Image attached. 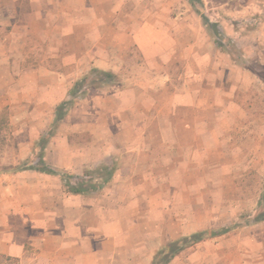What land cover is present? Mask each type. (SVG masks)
I'll return each instance as SVG.
<instances>
[{"label": "crops", "instance_id": "crops-1", "mask_svg": "<svg viewBox=\"0 0 264 264\" xmlns=\"http://www.w3.org/2000/svg\"><path fill=\"white\" fill-rule=\"evenodd\" d=\"M214 30L258 60L264 0H0V264H152L206 232L196 216L156 214L165 190L202 187L189 175H228L245 156L264 162V131L241 132L242 120L232 134L256 73ZM92 70L118 82L71 97ZM67 101L42 150L56 174L20 171L38 162ZM102 168L112 174L96 192L71 194L61 178L75 186ZM186 202L190 213L196 202ZM260 225L205 238L167 264H264Z\"/></svg>", "mask_w": 264, "mask_h": 264}, {"label": "rangeland", "instance_id": "rangeland-1", "mask_svg": "<svg viewBox=\"0 0 264 264\" xmlns=\"http://www.w3.org/2000/svg\"><path fill=\"white\" fill-rule=\"evenodd\" d=\"M121 1L131 2V0ZM214 33L215 42L219 40L225 42L227 52L238 64L241 63L240 65L250 68L256 73L255 77L244 82L245 87H249V89L245 94L247 101L244 102L243 119H237V126L232 134L239 137L237 130L241 128L242 125L239 122L242 120L244 125L241 132L242 130L247 134H251L252 131L262 132L264 131V55H261L256 61L242 59L244 54L239 55L237 48L227 42L223 32L214 30ZM83 89L85 90V88ZM241 161L240 165L231 168L228 175L219 171V166H212V170L205 174L198 172L190 174L189 176L195 177L198 186L201 184L202 187L187 191L182 189L165 190V195L168 194V191L171 195L170 197L166 196L164 202L162 200L165 206L156 211V214L158 216H196L198 219L196 221L199 224H203V222L208 224L204 235L206 239L211 237L213 232L223 229L229 230L224 233V235L226 234L224 238H228L231 235H237V231H233L235 229L253 226L254 217L260 210L258 203L264 192V162L261 161L258 166H251L249 156L241 158ZM89 178L94 177L92 174L81 177L82 180H89ZM178 192L180 193L179 197H177ZM191 193H194V197ZM188 194L191 196H187ZM172 197L175 200L171 205ZM191 199L195 200L196 205L189 206V213L186 201ZM157 203L159 206L160 202ZM191 210L194 211V214ZM260 224L263 225L264 222H260Z\"/></svg>", "mask_w": 264, "mask_h": 264}, {"label": "trees", "instance_id": "trees-1", "mask_svg": "<svg viewBox=\"0 0 264 264\" xmlns=\"http://www.w3.org/2000/svg\"><path fill=\"white\" fill-rule=\"evenodd\" d=\"M192 1V0H189ZM204 22L207 23V20L203 18ZM214 27V26H212ZM117 77L110 73V72H103V71H97L92 70L91 75L84 76L80 80L76 81L73 85L72 90L70 91L71 97H74L76 95H84L85 90L83 88H94V89H104L110 85H113L117 83ZM72 105V101L63 102L56 108V114H55V122L51 126V129L47 132V137L43 136L41 139V153L39 154L38 162L35 165L28 166L26 163L21 165L18 169L20 171L22 170H35L41 173L46 174H56L55 171L49 169L45 163L42 160V150L44 149L46 143L48 142V139L54 134V131L57 127V124L60 123L66 116V112L68 108H70ZM97 174H100L102 176H99V178H89L87 181L80 182L78 184L71 185L70 180L73 178L72 175H61V178L65 181V186L67 187V191L71 194H84L89 192H96L101 189L103 183H105L112 174V171L108 168H102L100 171H97ZM83 175L88 176L89 172H84ZM259 212L254 217L253 223H260L264 222V192L261 194V198L259 200ZM229 230L223 229L221 231L213 232L211 237L219 236L221 234H224L228 232ZM205 232H199L195 233L189 237H185L177 242L172 243L169 245V247L166 249V251L160 255H157L152 264H167L171 258L176 255L178 252H180L182 249L189 247L191 245H194L196 243H199L205 239L204 237ZM8 264H16L15 260H10L9 258L6 259Z\"/></svg>", "mask_w": 264, "mask_h": 264}]
</instances>
